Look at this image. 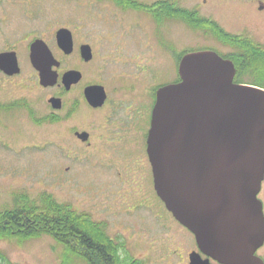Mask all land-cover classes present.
<instances>
[{
	"label": "rangeland",
	"instance_id": "rangeland-1",
	"mask_svg": "<svg viewBox=\"0 0 264 264\" xmlns=\"http://www.w3.org/2000/svg\"><path fill=\"white\" fill-rule=\"evenodd\" d=\"M180 1L186 7L194 8L196 3L203 0ZM80 2L36 0L40 4L36 6L39 11L41 5H45V19L36 27L39 34H45L44 37L49 40V30L63 24L57 22L51 7L56 9L63 3L79 7ZM243 2L227 0L221 4L225 7L221 8L218 0H207V5L201 6L203 12H200L203 15L209 12L210 15L217 13L220 16L222 9L231 15L240 12V16H232L231 21L244 19L243 22L251 25L252 31L242 30V33L248 34L252 42H264L256 29L261 28L260 24L264 25V13L258 8L253 10L251 5H243ZM241 10L244 11L243 15ZM113 11L115 13L105 11L102 17L96 16V12L87 13L85 17L84 40L91 45L94 59L84 63L81 58L71 55L64 63L76 66L83 72L82 86L100 81L101 77H106L105 85L110 90L115 86L114 82H134L132 90L125 92L116 89L115 94L130 98L132 105L136 104L134 93L138 88L143 87L142 90L148 94V88L170 83L177 75L173 54L167 53L168 50L163 51L159 47L160 42L167 49L171 46L177 48L176 51L181 47L191 51L208 49L224 52L222 49L227 46L226 43L219 44V40L208 38L207 33L192 30L183 22L169 21L156 28L153 19L142 11ZM220 21L226 24V30L234 32L233 29H236V25L226 21V17H221ZM241 37L246 38L244 34ZM97 38L100 39L96 41ZM113 71L119 75L114 76L113 73L115 78L109 81ZM54 91L51 88L43 89L40 85L29 90L9 89L6 93L0 90V103L23 97L33 100L38 120L31 122L25 116L16 114L12 122L9 114L2 116L5 122L1 124L0 121V211L12 208L18 194H25L37 204L41 194L46 193L59 203L71 204L79 212H89L96 220L107 221L108 233L124 241V254L140 258L144 264H182L181 256H186L195 247L194 236L181 228L167 211L153 188L152 171L144 164L148 160L138 131L142 128L147 130L151 99L134 106L140 108H132L130 112H133V117L130 116L133 120L130 118L128 124L120 122L122 127L135 130L136 133L131 132L125 139L117 137L112 141L114 134L111 136L112 130L104 126L102 114L86 112L82 107L67 124L62 121L50 125L43 121L49 111L47 99ZM78 92L80 89L76 88L66 97L72 102ZM122 112L123 115L127 114L123 107ZM76 126L78 130L89 131L95 140L91 149L80 148L81 154L77 152L78 147L72 146L70 149L68 141L63 142L62 135L66 136L67 130ZM100 141V145H96ZM109 152L111 155H108ZM113 161L118 162L117 168L110 169L108 163ZM136 161L145 166L148 172L145 179L144 171L136 167ZM129 162L131 165L122 166ZM261 197L264 200V194ZM0 252L10 262L17 264H62L65 250L50 235L43 234L25 240L0 239ZM71 264L86 263L75 257Z\"/></svg>",
	"mask_w": 264,
	"mask_h": 264
},
{
	"label": "water",
	"instance_id": "water-1",
	"mask_svg": "<svg viewBox=\"0 0 264 264\" xmlns=\"http://www.w3.org/2000/svg\"><path fill=\"white\" fill-rule=\"evenodd\" d=\"M59 46L72 49L71 41L60 39ZM84 48L90 59V47ZM32 50L38 52L40 85H52L57 74L45 63L50 50L41 40ZM4 56L17 71L15 55ZM178 68L180 80L157 90L151 112L147 153L154 189L206 256L222 264H264L255 256L264 242L258 198L264 179V88L235 83L233 63L210 50L186 53ZM87 99L94 105L104 101L103 87H88ZM190 264L208 263L192 255Z\"/></svg>",
	"mask_w": 264,
	"mask_h": 264
},
{
	"label": "flooded vegetation",
	"instance_id": "flooded-vegetation-1",
	"mask_svg": "<svg viewBox=\"0 0 264 264\" xmlns=\"http://www.w3.org/2000/svg\"><path fill=\"white\" fill-rule=\"evenodd\" d=\"M226 1L227 0H218L221 8L225 7L221 4H224ZM206 2L207 0H203L200 3H196L194 8L184 6L180 0H81L79 7L69 6L68 3H66L67 5L63 3L59 8L55 9L51 7V10L55 11V19L57 20V22H62L63 24H59L56 28L50 29V39L47 40L44 37L45 34H39L38 29L36 28L40 23H42V20L45 19V16L43 15V13L45 12L44 4L41 5V9L39 11L36 6H40V4L36 3V0H0V90L6 93V90L9 89L24 88L29 90L32 87L34 88V86L40 85V73L35 66V64L39 63L36 58L38 52L32 50V45L36 40L43 41L50 50V54L52 56V58L50 56V59L48 61L45 60V63H47L48 68H50L52 71H55L57 74L56 81L52 85H40L41 87H43V89L51 88L55 90L54 93H52L47 99L49 104V111L44 117L45 120L43 121L49 123L50 125H55L56 123H60L62 121L66 122L67 124L71 119V116L77 110L83 108L86 110V112H95L96 114H102L104 126L109 127V129L112 130L110 131L111 136L114 134L111 139L112 141L117 139V137L118 139H125L131 135V132H133V134H135L136 132L135 130H132L130 128L122 127L120 125V122L128 124L130 118L133 120V112H130L132 108L136 105L141 104L143 101H145V99H151V108L147 130L145 131V129L142 128V130L138 131L141 134L144 153L148 160V162H144V164L148 165L151 171L150 161L147 153V135L150 128L151 112L157 90L168 83H162L148 88V94L146 93V90H142L143 87H140V89L138 88L134 93V101L136 102V104L132 105L130 98H122L116 96L115 94L118 89H121L125 92L132 90L135 85L134 82L124 83L117 81L114 82L115 86L110 90L107 85H105V83L107 82L106 77H101V82L92 81L82 86L81 81L83 79V72L76 66L65 65L64 62L65 59L69 58V56L71 55H75V57L81 58L84 63H90L94 59L93 49L91 45L87 44L84 40L86 37L84 24L87 13L92 14V12H96V16L102 17L105 11L115 13V11H113L114 9H121L124 11H142L153 19L156 28L164 23L166 25L169 21L183 22L192 30L207 33L208 38L219 40V44L220 42L226 43L227 46L225 47V49H222V51L224 52L216 51V53L222 58L228 59L233 63L235 68L233 81L235 83H247L257 86L263 85L260 87L264 88V68H262L261 70H256V74H254L253 76L255 77L257 84H254L252 82L253 76H250V74L252 73L247 72L246 69L240 68L236 60L237 58H241L246 55V53L249 52L250 49H253L255 52H257L258 55L263 58L264 42L259 40H256V42H252L249 40L250 38H248V34H245L244 32L242 33V30L249 32L252 31L251 25H247V22H243L244 19L238 22L231 21V17L236 15H238L239 17L240 12L231 15L229 12H225L224 9H222L221 16L217 13L215 15H210L208 14L209 12H206L203 15L201 6H203L204 4L206 6ZM243 5H251L250 7L253 10L259 9L264 13V1L262 0H244ZM68 6L70 7L69 9H67ZM184 12L186 14H184ZM241 14H244L243 10H241ZM183 15L190 18L191 23L185 21L186 19L183 18ZM221 17H226V21L236 25V29H233L234 32L226 30V28L228 27L226 26V24L221 23ZM260 27L261 28L256 29L258 30V34L261 36L259 38L263 40L264 25L262 26L260 24ZM243 34L246 38L241 37ZM99 37L101 38L102 36ZM100 38H97L96 41H98V39ZM60 39L63 42L71 41L72 49L69 50L68 46H66L65 49L61 48L59 46ZM16 41L20 43L16 44ZM21 42H25V44ZM84 45H88L90 47V59H85L83 56V52H85ZM159 47L163 51L166 52L168 50L167 53L170 52L173 54L176 60L177 75L170 83L178 82L180 80L178 72L180 59L186 53L191 52L192 49H182L180 47L179 51H176L175 49L177 48H173V46H171L169 50L162 44V42H160ZM23 51L24 53L22 54L21 52ZM4 54L11 55V57L12 55H15L18 65L17 71L15 66H13L12 64V60H10V56L3 57ZM243 68H246V66H244ZM141 69L143 70V66ZM240 70H243L241 78L237 77V74ZM70 72H78L80 73V76L78 77L77 75L71 74ZM113 73L114 76L119 75L117 71L111 72L109 81H112V79L115 78L113 76ZM249 76L252 78H249ZM20 77L21 79L19 80ZM92 86H102L105 93L104 101H102L101 103H96V105L90 103L87 99V88ZM76 88L80 89V92H78V95L76 96L77 98L71 102L66 97V95L68 96L70 93H73ZM52 98L59 99V101L50 102V99ZM33 105V100H27L26 97H23L22 99H15L12 102L0 103V117L2 119H0L1 124L5 122L4 118L2 117L3 114H9L12 122H14V120L16 119V114L25 116L31 122H38L36 109L33 108ZM122 107L127 114L123 115ZM134 108L137 109L140 108V106ZM61 112H63V114H61ZM11 129L14 130L13 127ZM62 136L63 142L67 140V146L70 149L72 148V146L78 147L77 152L80 154L82 153V151H80L82 148L91 149L90 147L93 145V141H95L93 140V137L89 131L78 130L77 126L69 128V130H67L66 136ZM100 143L101 141L96 142V145H100ZM108 155H111V153L109 152ZM89 157L91 156H88V158ZM117 163L118 162L113 161L111 163H108V166L110 167V169L117 168ZM124 164L131 165L130 162L123 163L122 166ZM135 165L136 167L142 168V170L144 171L145 179V175L148 174L145 166L142 165L140 161H136ZM263 182L259 193L260 197H258L262 202L264 212V200L261 197L262 194H264ZM87 214L91 215V217L94 219L92 214H90L89 212H87ZM97 221L107 224V221L105 220ZM177 224L179 223L177 222ZM179 226H181V228H184L180 224ZM184 229L187 230L186 228ZM192 255H198L200 259L207 260L208 264H222L212 257L206 256L204 253H202L198 248L196 242L194 249L188 251L186 256H181L182 264H190ZM130 256L133 259L144 264L143 260H140V258L134 257L132 255ZM255 256L260 258L264 263V242L256 250Z\"/></svg>",
	"mask_w": 264,
	"mask_h": 264
},
{
	"label": "trees",
	"instance_id": "trees-1",
	"mask_svg": "<svg viewBox=\"0 0 264 264\" xmlns=\"http://www.w3.org/2000/svg\"><path fill=\"white\" fill-rule=\"evenodd\" d=\"M183 18L191 23L187 16L183 15ZM236 60L240 68L252 73L250 76L256 74L257 69L264 68V57L253 49ZM251 65L254 67L249 68ZM240 71L239 78L243 73ZM252 82L257 84L254 78ZM14 203L12 208L0 211V239L25 240L48 234L64 247L62 264H71L75 257L86 264H142L128 253L124 254V241L111 236L106 223L79 212L69 203H59L46 193L41 194L37 204L25 194H18ZM0 264L17 263L10 262L0 252Z\"/></svg>",
	"mask_w": 264,
	"mask_h": 264
}]
</instances>
